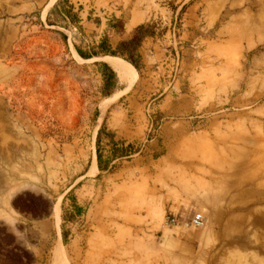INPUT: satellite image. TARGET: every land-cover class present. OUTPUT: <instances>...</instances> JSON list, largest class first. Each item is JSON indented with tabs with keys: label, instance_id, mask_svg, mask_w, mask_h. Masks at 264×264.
<instances>
[{
	"label": "rangeland",
	"instance_id": "374dc122",
	"mask_svg": "<svg viewBox=\"0 0 264 264\" xmlns=\"http://www.w3.org/2000/svg\"><path fill=\"white\" fill-rule=\"evenodd\" d=\"M31 1L17 8L22 2L13 0L11 10L0 0V228L12 230L13 251L23 232L30 264L32 244L54 238L38 224L54 219L61 229L58 264H141L140 244L161 219L181 226L180 215L166 214L150 190L151 164L175 159L165 149L174 134L161 131L162 124L172 118L183 129L194 122L191 141L201 149L187 157L195 161L218 154L264 161V0L205 8L206 20L220 17L218 35L196 48L187 75L177 37L189 0H152L150 24L170 39L167 60L144 74L132 66L130 90L118 76L115 87L105 88V56L78 54L94 53L102 40L80 24V7ZM186 94L191 114L182 110ZM177 105L182 109L172 115ZM188 214L197 213L189 207Z\"/></svg>",
	"mask_w": 264,
	"mask_h": 264
},
{
	"label": "crops",
	"instance_id": "0c3cea01",
	"mask_svg": "<svg viewBox=\"0 0 264 264\" xmlns=\"http://www.w3.org/2000/svg\"><path fill=\"white\" fill-rule=\"evenodd\" d=\"M12 1L3 0L9 2L11 10ZM20 1L22 4L17 8H24L32 2ZM151 1L68 0V3L80 7V24L88 32H97L101 39L106 37L112 49H116L122 42L131 40L138 27L155 18ZM189 4L183 13L177 37L182 45V64L186 75L196 60V48L218 35L216 26L220 18L206 20L202 15L208 6H220V0H189ZM116 21L122 22L119 31L110 27V23ZM169 42L167 33L162 37H145L137 51L139 74L150 72L153 66L167 60L164 48ZM109 58L113 57H104L106 63ZM189 78L186 81L191 92ZM188 94L183 100L184 108L179 105L173 107L172 115L178 114L181 109L186 114L194 112L193 98ZM170 120L162 124L161 131L174 134V140H170L165 149L166 157L175 156V159H157L151 164L154 187L151 186L150 190L163 199L166 214L180 215L181 226H167L161 219L147 243L140 244L138 260L141 264H264V161L254 164L251 158L246 159L245 156L238 162L220 154L211 161H195L187 157L201 149L199 144L191 141L190 136L195 133L194 122H186L183 129H176L178 124ZM189 207L203 215L205 225L202 228L185 226L193 218L188 214ZM55 223L54 219L38 224L44 234H52L54 238H41L32 244L35 260L31 264L59 263L57 254L61 229L60 225L56 228ZM0 227L3 225L0 224ZM22 236L20 231V236L16 238L19 248L13 251L12 230L0 228V264H30L23 254L29 251L28 242L23 241ZM152 236H159L160 241L153 240Z\"/></svg>",
	"mask_w": 264,
	"mask_h": 264
},
{
	"label": "trees",
	"instance_id": "16d2710c",
	"mask_svg": "<svg viewBox=\"0 0 264 264\" xmlns=\"http://www.w3.org/2000/svg\"><path fill=\"white\" fill-rule=\"evenodd\" d=\"M110 27H112L115 31H119L122 29V22L120 21H116L114 23L111 22ZM156 35H159V34H157L155 30H153L152 24L148 23V24H144L138 27L134 33L133 38L129 41L122 42L116 49H112V47L108 43L107 38L104 37L99 43L97 49H94V53L92 52V54H86L80 49H76V50L78 54L84 59H91L92 57H95V56L97 57L99 56L119 57L120 56L121 58H124L125 60H127V62H129L136 70L140 71V68H139L140 59L137 54V51L139 47L141 46L145 37L147 36L154 37ZM95 50H98V51H95ZM102 73H103V77L105 80V88L110 89V88L115 87L116 81H117V74L115 73V71L111 67H109V65L104 64L102 65ZM98 145H99V141H98ZM112 146L115 147L113 151H115V149H118L120 147V145L118 146L116 142L113 143ZM97 160H98L99 170L100 171L106 170V167H104V165L102 164L99 151H98Z\"/></svg>",
	"mask_w": 264,
	"mask_h": 264
},
{
	"label": "bare ground",
	"instance_id": "6f19581e",
	"mask_svg": "<svg viewBox=\"0 0 264 264\" xmlns=\"http://www.w3.org/2000/svg\"><path fill=\"white\" fill-rule=\"evenodd\" d=\"M107 63L117 73L121 82L127 85L126 90H130L136 81V71L132 65L124 59L118 57L107 59Z\"/></svg>",
	"mask_w": 264,
	"mask_h": 264
},
{
	"label": "built area",
	"instance_id": "2783aa9c",
	"mask_svg": "<svg viewBox=\"0 0 264 264\" xmlns=\"http://www.w3.org/2000/svg\"><path fill=\"white\" fill-rule=\"evenodd\" d=\"M176 219L175 218H167L166 224L169 225H175ZM205 225L204 217L202 214H195L191 221L187 224L188 227H193V228H202Z\"/></svg>",
	"mask_w": 264,
	"mask_h": 264
}]
</instances>
